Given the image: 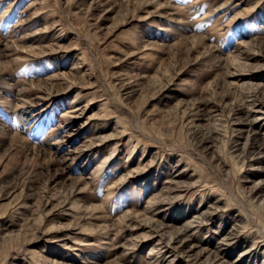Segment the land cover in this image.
Instances as JSON below:
<instances>
[{
  "label": "rangeland",
  "instance_id": "1",
  "mask_svg": "<svg viewBox=\"0 0 264 264\" xmlns=\"http://www.w3.org/2000/svg\"><path fill=\"white\" fill-rule=\"evenodd\" d=\"M262 112L264 0H0V264H264Z\"/></svg>",
  "mask_w": 264,
  "mask_h": 264
},
{
  "label": "bare ground",
  "instance_id": "2",
  "mask_svg": "<svg viewBox=\"0 0 264 264\" xmlns=\"http://www.w3.org/2000/svg\"><path fill=\"white\" fill-rule=\"evenodd\" d=\"M259 89H260V88H259ZM260 90H261V89H260ZM255 101H256V100H255ZM259 107H260V105H259ZM252 109H253V108H252ZM256 109H257V108H256ZM259 109H260V108H259ZM262 113H264V112H262ZM257 118H258V117H257ZM256 131H257V130H256ZM259 143H260V142H259ZM262 145H263V144H262ZM261 149H262V148H261ZM247 150H248V149H247ZM260 151H262V150H260ZM260 151H259V152H260ZM255 156H256V154H255ZM258 156H259V155H258ZM151 223H152V222H151ZM154 223H155V222H154ZM147 227H148V226H147ZM155 227H156V226H155ZM151 233H152V232H151ZM154 233H155V232H154ZM182 233H183V232H182ZM182 233H181V234H182ZM174 234H175V233H174ZM148 237H149V236H148ZM172 238H173V237H172ZM172 238L169 240V243H173V242H174V241H172V240H173ZM231 240H232V239H231ZM231 240H229V241H231ZM226 241H227V240H226ZM165 242H166V241H165ZM169 243H167V244H169ZM175 243H176V242H175ZM169 245H170V244H169ZM174 246H175V245H174ZM180 246H181V245H180ZM178 247H179V246H178ZM172 249H173V248H172ZM214 255H215V254H214ZM216 255H217V254H216ZM216 255H215V256H216ZM215 256H214V257H215ZM218 256H219V255H217V257H218ZM214 263H215V259L213 260V264H214ZM222 263H223V261H222ZM170 264H171V263H170ZM217 264H218V263H217Z\"/></svg>",
  "mask_w": 264,
  "mask_h": 264
}]
</instances>
